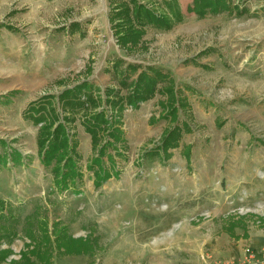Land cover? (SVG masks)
Masks as SVG:
<instances>
[{"label":"rangeland","instance_id":"obj_1","mask_svg":"<svg viewBox=\"0 0 264 264\" xmlns=\"http://www.w3.org/2000/svg\"><path fill=\"white\" fill-rule=\"evenodd\" d=\"M136 1L162 21L139 25L131 0H0V23L17 28L0 26V155L23 156L0 163V200L19 220L0 264L19 260L33 212L38 247L51 254L33 264H218L264 248V0H226L228 10L202 17V0ZM131 23L138 37L128 40ZM143 72L164 76L132 107L125 98ZM85 82L80 99L93 94L95 105L59 106L64 89ZM108 89L123 109L107 102ZM48 95L82 172L67 186L55 163H42L40 124L26 115ZM104 109L114 123L95 143L86 122ZM105 145L113 176L97 187L88 166ZM55 223L91 239L93 253L58 249Z\"/></svg>","mask_w":264,"mask_h":264},{"label":"trees","instance_id":"obj_2","mask_svg":"<svg viewBox=\"0 0 264 264\" xmlns=\"http://www.w3.org/2000/svg\"><path fill=\"white\" fill-rule=\"evenodd\" d=\"M132 4H134L132 13L133 18L137 21L139 25H144L142 20L145 17V19L151 20L153 22H161L162 20L156 15L150 11L148 8L142 6L141 4H138L136 0H131ZM196 2V9L197 14H199L201 17L205 16L206 12L210 10L213 13H219L222 10H228L230 7L228 6V2L226 0H202L200 5H198V2ZM125 13L131 12L128 7L125 8ZM129 24V23H128ZM0 26H5L9 30L16 29L14 26L5 25L3 23H0ZM128 27L129 32L126 36H129L128 40L135 39L138 37L135 30H132L130 28L131 25L126 26ZM134 31V32H133ZM125 36V37H126ZM124 38V37H123ZM121 37V39H123ZM125 39V38H124ZM126 40V39H125ZM127 41V40H126ZM137 66L132 65L130 66V71L137 70ZM164 76L163 74H160L158 72H155V75H150L149 73H140L138 76V79L134 83V88L131 91L130 95H128L125 98V101L127 102V105L130 106H136L139 101H146L149 97H152L156 90V84L158 78H162ZM127 77L123 78L121 81L123 85L128 86L127 83ZM133 84V83H132ZM90 88L89 83H83L80 85H77L74 87V89H64L59 94V106H69L70 108H74L76 106L84 107L88 102L95 103L96 100L99 97L95 98L93 94L86 95L87 96V102H83L80 99L79 93L82 92V90H88ZM86 90V91H87ZM18 91L14 90L11 93H8L7 95H4L6 98V102H11L12 96H15V94ZM107 94V102H110L112 104V107L123 109V102L124 98L123 96H118L116 92L113 89L106 90ZM116 97V98H115ZM55 96H44V98L41 100L43 102L41 105L37 106V102L30 103L28 109H26V115L31 116L34 118V123L37 125L40 124V129L37 137L38 141V147L39 152L42 155V163L46 166H52V170L54 173H56L60 180L64 181L65 186H67L66 182L68 180L75 179L78 176H81L82 172L77 168V162L72 157V155L69 154L68 149L70 147V142L68 140V133L66 131L65 125L59 120V117L57 115V110L55 108V104L53 99ZM116 99V100H115ZM30 114V115H29ZM115 119V116L113 117ZM112 118V119H113ZM120 119H116V121H119ZM109 119L107 118L106 110L100 112H93L91 115H89V120L86 122V132L91 134L93 142L98 143L99 141V131L101 126L105 123L108 126H112L114 122H111L109 124ZM112 121V120H111ZM110 126V127H111ZM120 129L114 128L110 131L109 137L112 138L114 141H118L121 138H119ZM113 146V143L108 142ZM173 141L171 139H166L164 142V151L171 146ZM1 145H5V141H0V147ZM106 152V145L103 146L99 150V155L96 157H93L91 164L88 166V168L94 171V182L95 186L101 187L106 180L111 178L113 176L111 170L104 166L103 157L105 156ZM157 153V152H156ZM7 156L4 154L0 155V163L5 162L7 163V160L10 159L15 164L16 162H20L22 159V154L16 149H11V152L6 153ZM113 159L111 156L108 158ZM63 162V168L60 170L59 164ZM58 164V165H57ZM5 202L0 200V261L4 262L5 258L7 257V254L9 253V250L2 249L4 242H11L17 239L18 237V223L19 220H17L13 215L12 212L9 210H6L4 207ZM37 212H33V214L28 215L25 218V227L23 228L25 230V237L29 239L28 242H25V248L21 250L19 260H13L11 264H33L32 257H40L43 260H46V262L50 261L51 254L47 251H42L40 247H38V239H37V231L34 230V226L38 228L40 231L41 226L43 225L42 220L39 219V215H37ZM9 221V222H7ZM37 223V224H36ZM39 224V225H38ZM60 224L55 223L53 226L54 234H55V244L57 245L58 249L62 250L64 247L66 253L71 254H79V253H93L94 251V243L91 239L88 237L82 238L78 237V239H74L71 236H69L67 233L66 227H61L63 229L60 231ZM48 233V231H47ZM46 244H50L49 235L45 237ZM51 245V244H50ZM11 253V251H10Z\"/></svg>","mask_w":264,"mask_h":264},{"label":"built area","instance_id":"obj_3","mask_svg":"<svg viewBox=\"0 0 264 264\" xmlns=\"http://www.w3.org/2000/svg\"><path fill=\"white\" fill-rule=\"evenodd\" d=\"M245 256L242 261L239 260H227L226 262L218 264H264V248L256 251L248 250L245 252Z\"/></svg>","mask_w":264,"mask_h":264},{"label":"crops","instance_id":"obj_4","mask_svg":"<svg viewBox=\"0 0 264 264\" xmlns=\"http://www.w3.org/2000/svg\"><path fill=\"white\" fill-rule=\"evenodd\" d=\"M10 26H14V25H10ZM15 27V26H14ZM16 28V27H15ZM17 29V28H16ZM16 29L12 30V31H16Z\"/></svg>","mask_w":264,"mask_h":264}]
</instances>
